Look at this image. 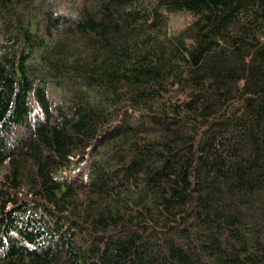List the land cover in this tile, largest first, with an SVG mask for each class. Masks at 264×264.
<instances>
[{
	"label": "trees",
	"instance_id": "1",
	"mask_svg": "<svg viewBox=\"0 0 264 264\" xmlns=\"http://www.w3.org/2000/svg\"><path fill=\"white\" fill-rule=\"evenodd\" d=\"M0 264H264V0H0Z\"/></svg>",
	"mask_w": 264,
	"mask_h": 264
},
{
	"label": "rangeland",
	"instance_id": "2",
	"mask_svg": "<svg viewBox=\"0 0 264 264\" xmlns=\"http://www.w3.org/2000/svg\"><path fill=\"white\" fill-rule=\"evenodd\" d=\"M190 21H191V15H189L188 13L173 15L171 28L172 30L184 28Z\"/></svg>",
	"mask_w": 264,
	"mask_h": 264
}]
</instances>
